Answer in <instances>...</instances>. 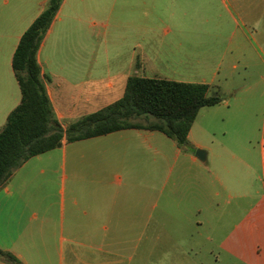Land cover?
Returning <instances> with one entry per match:
<instances>
[{
	"label": "crops",
	"instance_id": "crops-1",
	"mask_svg": "<svg viewBox=\"0 0 264 264\" xmlns=\"http://www.w3.org/2000/svg\"><path fill=\"white\" fill-rule=\"evenodd\" d=\"M48 1L0 0V129L21 99L14 51ZM60 52L80 58L56 61ZM37 62L64 129L121 98L130 75L208 84L222 101L199 111L187 148L131 129L29 159L0 190V249L21 264H152L171 230L196 264L229 251L227 241L235 254L264 239L254 212L264 200L254 188L264 184V0H61ZM241 68L257 75L246 88L235 84Z\"/></svg>",
	"mask_w": 264,
	"mask_h": 264
},
{
	"label": "trees",
	"instance_id": "trees-1",
	"mask_svg": "<svg viewBox=\"0 0 264 264\" xmlns=\"http://www.w3.org/2000/svg\"><path fill=\"white\" fill-rule=\"evenodd\" d=\"M60 4L61 0L48 1L21 35L12 57L21 99L0 129V190L25 162L61 147L63 140L71 143L137 129L162 133L178 148H187L188 134L199 111L222 101L209 95L208 84L130 75L121 98L64 129L55 118L37 62L38 50ZM0 260L21 264L2 249Z\"/></svg>",
	"mask_w": 264,
	"mask_h": 264
},
{
	"label": "rangeland",
	"instance_id": "rangeland-1",
	"mask_svg": "<svg viewBox=\"0 0 264 264\" xmlns=\"http://www.w3.org/2000/svg\"><path fill=\"white\" fill-rule=\"evenodd\" d=\"M231 6V7H230ZM229 12L228 13H233L235 14V8L232 5H229ZM224 19V18H222ZM222 19H215V21L217 20L218 22L220 21V23L224 26L223 24V20ZM228 19V17H227ZM213 21V22H215ZM222 21V22H221ZM190 22V21H189ZM194 24V22H191ZM202 24H204V22H202ZM233 26V25H232ZM231 26V21L225 22V29L226 32L228 33V31L230 29H232ZM200 29H202L203 27L200 26ZM223 35V34H222ZM227 35V34H226ZM219 43V46L221 45L222 47L226 45L227 42V37H222L219 39H216ZM61 45L64 46L63 42L61 43ZM87 45V43H85V46ZM55 60L56 61H60V59L62 60H66V61H75L77 57L80 58L79 55H75V54H70V53H57L55 55ZM82 61L83 62H106L109 61V57L110 55L106 54V53H100L97 55H94V58L92 59V55H87V54H83L82 55ZM140 71H137V73L139 74ZM257 75H254V79H253V70L249 69L247 71H245L244 69H239V71L237 72V74L235 73V84H237V86H243V88H246V86L248 84H251L256 78ZM259 95H264V86H261L260 91H259ZM264 99V98H263ZM264 103V101H262ZM264 118V117H263ZM136 122L139 123H145L144 119H136ZM259 125V124H258ZM258 129L255 128V126L249 131L250 134V140L252 141V144H255L257 141L260 140V134L257 131ZM161 137H163L162 139L164 141H168V143L172 144L173 142L171 140H169L168 138H166L163 135H160ZM219 138V136H218ZM212 141L211 137H209L207 139V144H210V142ZM174 144V143H173ZM204 150V149H203ZM206 151V150H205ZM207 152V151H206ZM202 164H204L205 162H201ZM254 188L256 190H258L260 192L261 195H264V184H260V183H254ZM255 201H258V208L256 209L257 213V223L256 225L259 227V231L260 234H262V237H264V200L261 198H256ZM166 231L170 232L171 230H165L163 232V238L162 240L159 242L158 247L155 249V251L152 252V264H187V262L184 259V251H187V241H184L182 239H174V241H172L170 239V241L168 240V234L166 233ZM258 233V231H256V234ZM170 237H172V235H170ZM181 240V241H180ZM231 241H227L226 244V248L229 251H224L221 253L220 256H218V259H215L214 256H212L211 258H207L203 259L202 256H198L197 257V262L196 264H264V239L262 240H254V241H243L242 244H238L237 245V252L235 254H232L230 252V245ZM213 250H215V246H213Z\"/></svg>",
	"mask_w": 264,
	"mask_h": 264
},
{
	"label": "water",
	"instance_id": "water-1",
	"mask_svg": "<svg viewBox=\"0 0 264 264\" xmlns=\"http://www.w3.org/2000/svg\"><path fill=\"white\" fill-rule=\"evenodd\" d=\"M195 157L200 161H204L206 159V151L203 149H197L195 151Z\"/></svg>",
	"mask_w": 264,
	"mask_h": 264
}]
</instances>
